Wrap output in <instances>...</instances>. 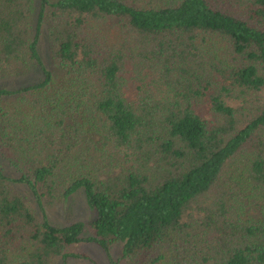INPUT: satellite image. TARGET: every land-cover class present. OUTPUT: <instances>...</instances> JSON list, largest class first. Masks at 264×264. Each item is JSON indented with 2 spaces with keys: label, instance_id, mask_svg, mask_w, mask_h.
<instances>
[{
  "label": "trees",
  "instance_id": "trees-1",
  "mask_svg": "<svg viewBox=\"0 0 264 264\" xmlns=\"http://www.w3.org/2000/svg\"><path fill=\"white\" fill-rule=\"evenodd\" d=\"M31 70L0 88V264H264V0H0V78ZM78 191L95 218L53 225Z\"/></svg>",
  "mask_w": 264,
  "mask_h": 264
},
{
  "label": "rangeland",
  "instance_id": "rangeland-1",
  "mask_svg": "<svg viewBox=\"0 0 264 264\" xmlns=\"http://www.w3.org/2000/svg\"><path fill=\"white\" fill-rule=\"evenodd\" d=\"M46 31V30H45ZM41 54L44 62L50 67V57L48 50V38L46 32L43 33L42 40L40 43ZM43 77L42 72L38 70H31L27 72L22 77H8L0 78V88L7 89H17L21 86L30 85L34 82L41 80ZM0 164L4 167L6 173L13 174L12 170L9 169L8 163L0 157ZM15 175V174H13ZM15 191L24 195L27 199L28 204L31 209L35 212L39 219H42V213L39 204L34 200L31 193L26 187L15 186ZM46 214L53 225L56 226H67L74 222H83L88 224L95 218L94 212L89 208L85 195L83 191H78L76 194L72 195L68 200L61 201L59 203H45ZM85 236H88L86 233ZM74 250L78 253L85 254L87 258L85 259H71L65 264H137L138 260L135 258L124 259L122 246L119 244L115 245L111 251V257L107 255L103 248H101L96 243L91 242H81L75 246ZM169 252L166 247H157L152 253L151 260H156L162 255ZM54 264H63L62 261L57 260Z\"/></svg>",
  "mask_w": 264,
  "mask_h": 264
}]
</instances>
